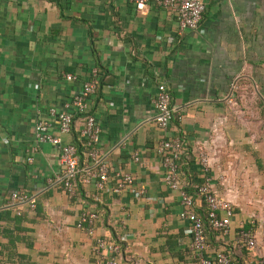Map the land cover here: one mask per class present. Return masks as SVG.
I'll list each match as a JSON object with an SVG mask.
<instances>
[{
	"label": "crops",
	"instance_id": "obj_1",
	"mask_svg": "<svg viewBox=\"0 0 264 264\" xmlns=\"http://www.w3.org/2000/svg\"><path fill=\"white\" fill-rule=\"evenodd\" d=\"M202 1L194 30L180 29L175 12L154 0L143 10L129 0H0V264H92L95 237L121 234L120 264H199L190 225L179 218L180 196L164 182L154 150L159 81L171 92L168 133L184 141L180 184H189L196 212L204 206L193 190L201 183L234 207L229 234L215 232L214 244L239 264L264 263L235 241L241 228L258 239L261 226L250 215L245 179L264 176V0ZM93 69L97 91L87 103L100 127V157L109 173L123 170L135 184L96 197L89 185L86 199L71 200L58 184V149L37 141L35 125L51 121L50 107L74 112L65 105ZM51 123L66 143L83 124L77 119L61 134ZM21 190L35 207L12 202ZM91 208L102 216L92 235L77 227Z\"/></svg>",
	"mask_w": 264,
	"mask_h": 264
},
{
	"label": "built area",
	"instance_id": "obj_2",
	"mask_svg": "<svg viewBox=\"0 0 264 264\" xmlns=\"http://www.w3.org/2000/svg\"><path fill=\"white\" fill-rule=\"evenodd\" d=\"M129 1L137 10H143L150 0ZM154 2L175 12L180 29H197L205 10L202 0H154ZM91 74V78L82 84L78 93L70 101L71 104L65 105L68 109L71 106L74 112L88 113L84 127L81 130V136L87 140L88 145L94 148L89 154L91 164L81 171V181L85 186L93 185V197H96L99 192L119 194L123 191H130L135 184L134 176L123 170L109 173L110 169L100 157L97 148L100 140V127L94 114L91 113L89 103H87L89 97L96 91V69H93ZM66 79L73 80L75 76L68 74ZM171 100L168 85L163 81H159L156 84L155 95L151 103H153L155 110V124L161 131L154 150L163 167V180L170 189L177 191L180 196L181 210L179 218L182 221H187L190 225L192 235L189 243L190 249L195 252L199 264H234L232 258L224 252H211L208 255L204 252L208 244H206L203 218L196 212L195 198L180 184L179 160L183 154L184 141L180 136H172L168 133L169 125L175 115V110L170 103ZM72 113L64 107L61 110L55 107L48 109L51 121L53 120L58 125L61 134L71 132ZM51 121H38L35 125V137L39 142H49L57 147L59 154L58 184L66 196L72 200L76 196L74 180L80 171L77 147L74 142H63L59 135H54L51 131ZM200 157L203 168L207 171L208 158L203 152ZM138 159V155L135 154L134 160L138 161ZM138 193H145V188L142 187ZM197 195L205 205L206 219L209 225L218 233L228 235L231 230V219L234 215V207L231 202L218 196L208 183L201 184L198 187ZM11 200L12 202L28 203L31 208L35 207L30 195L22 190L13 192ZM101 218V213L96 209L84 210L78 217L77 227L92 235L96 224L100 222ZM119 226L122 229L124 228V218L120 219ZM116 239L111 240L102 236L95 237L92 246V264H120V255L123 251L122 243L126 241V236L121 234ZM235 241L250 250H255L258 243L256 234L251 228H241L235 234ZM257 263L264 264L262 260Z\"/></svg>",
	"mask_w": 264,
	"mask_h": 264
},
{
	"label": "trees",
	"instance_id": "obj_3",
	"mask_svg": "<svg viewBox=\"0 0 264 264\" xmlns=\"http://www.w3.org/2000/svg\"><path fill=\"white\" fill-rule=\"evenodd\" d=\"M99 73V72H98ZM97 88V87H96ZM97 91V90H96ZM88 113H79V112H73L72 113V124H71V131H73L74 129V123L77 119H80L82 121V126L79 128V130L77 131V133L75 131L72 132L73 138H74V144L77 147V155H78V167L80 169L79 174L76 176L74 183H75V188H76V196L73 198V200L78 199L80 200L81 198H87L86 197V191L84 189L85 185L82 183L81 181V176H82V169H84L87 166V163L90 159L89 154L92 152L93 150V146L88 145L87 140L84 139L81 136V130L84 127L85 121L87 119ZM175 117V116H174ZM184 149V147H183ZM184 154V151L182 152ZM182 154V156H183ZM183 160H186L185 158ZM183 160L182 157L179 160V171H183L185 170V168H183ZM202 184V183H201ZM201 184H197L194 187V192L197 194L198 193V187ZM183 186L185 187L186 191L190 194L189 192V184H184ZM200 216H202L203 221H204V226H205V236H206V244H208V247L204 250L205 254H210L211 252H224L227 255H229L234 264H239V260L236 258L235 255H233V253H231V251H229L228 249H226V247H220V246H216V244H214L216 242V240L214 239L215 237V232H217L215 229H213L209 223L207 222L206 219V210H205V205L203 206L202 210L198 213ZM107 239H113V240H117V237H106ZM243 246V245H242ZM245 249H247L244 246ZM123 249V247H122ZM122 255H123V251H122ZM122 255H120V263H121V258ZM10 264V263H9Z\"/></svg>",
	"mask_w": 264,
	"mask_h": 264
},
{
	"label": "rangeland",
	"instance_id": "obj_4",
	"mask_svg": "<svg viewBox=\"0 0 264 264\" xmlns=\"http://www.w3.org/2000/svg\"><path fill=\"white\" fill-rule=\"evenodd\" d=\"M245 180L247 190L245 194L250 200V202H248V205L252 207L250 215L254 216V218L260 219L261 221V226H259L258 229V243L255 251H257V253H260L264 259V176L262 178V176L258 177L255 175H250L246 177ZM257 184H260V186H257ZM238 192L239 191H236L235 193L237 194ZM255 198L257 199V201H259V206L253 204Z\"/></svg>",
	"mask_w": 264,
	"mask_h": 264
}]
</instances>
